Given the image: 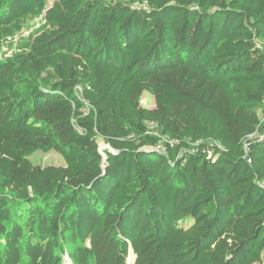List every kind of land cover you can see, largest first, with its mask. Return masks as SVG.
Wrapping results in <instances>:
<instances>
[{"label": "trees", "instance_id": "16d2710c", "mask_svg": "<svg viewBox=\"0 0 264 264\" xmlns=\"http://www.w3.org/2000/svg\"><path fill=\"white\" fill-rule=\"evenodd\" d=\"M263 118L264 0H0V264H264Z\"/></svg>", "mask_w": 264, "mask_h": 264}, {"label": "rangeland", "instance_id": "374dc122", "mask_svg": "<svg viewBox=\"0 0 264 264\" xmlns=\"http://www.w3.org/2000/svg\"><path fill=\"white\" fill-rule=\"evenodd\" d=\"M143 104L147 105L149 107L155 106V100L154 98H151L147 93L143 97ZM264 121V118H263ZM100 145L104 146L103 153L110 148L107 146V143L103 140H100ZM31 160L35 164H42V165H64L65 161L61 155H59L57 152L49 151V152H43V151H37L34 154L31 155Z\"/></svg>", "mask_w": 264, "mask_h": 264}, {"label": "water", "instance_id": "95a60500", "mask_svg": "<svg viewBox=\"0 0 264 264\" xmlns=\"http://www.w3.org/2000/svg\"><path fill=\"white\" fill-rule=\"evenodd\" d=\"M107 146L110 148V151H112V152H115L112 148H111V146L109 145V144H107ZM105 147L104 146H101L100 145V151H101V153H103V149H104ZM104 154V153H103ZM106 156H104V160L103 161H105L106 159Z\"/></svg>", "mask_w": 264, "mask_h": 264}]
</instances>
